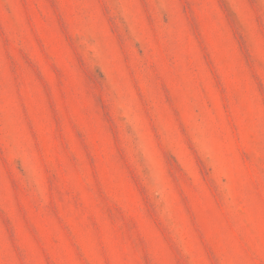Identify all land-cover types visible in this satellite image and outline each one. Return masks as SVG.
Masks as SVG:
<instances>
[{"label":"rangeland","instance_id":"rangeland-1","mask_svg":"<svg viewBox=\"0 0 264 264\" xmlns=\"http://www.w3.org/2000/svg\"><path fill=\"white\" fill-rule=\"evenodd\" d=\"M0 264H264V0H0Z\"/></svg>","mask_w":264,"mask_h":264}]
</instances>
